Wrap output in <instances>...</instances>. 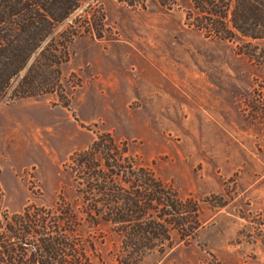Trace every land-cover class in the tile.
I'll list each match as a JSON object with an SVG mask.
<instances>
[{
  "label": "rangeland",
  "instance_id": "obj_1",
  "mask_svg": "<svg viewBox=\"0 0 264 264\" xmlns=\"http://www.w3.org/2000/svg\"><path fill=\"white\" fill-rule=\"evenodd\" d=\"M190 13L180 0H81L59 27L80 28L65 90L0 100V214L76 205L70 157L107 132L187 218L135 264H264V39L216 37ZM85 238L93 264H125L114 224Z\"/></svg>",
  "mask_w": 264,
  "mask_h": 264
},
{
  "label": "trees",
  "instance_id": "obj_2",
  "mask_svg": "<svg viewBox=\"0 0 264 264\" xmlns=\"http://www.w3.org/2000/svg\"><path fill=\"white\" fill-rule=\"evenodd\" d=\"M158 1L171 5L173 0ZM180 2L209 34L264 39V0ZM80 5L81 0H0V100L65 90L62 65L80 28L59 27ZM70 160L80 195L76 205L61 196L52 206L3 210L0 264H93L85 232L103 222L118 227L128 253L124 262L135 264L147 249L170 238L167 228L178 229L186 221L176 190L110 133H98ZM154 211L159 214L151 217Z\"/></svg>",
  "mask_w": 264,
  "mask_h": 264
}]
</instances>
